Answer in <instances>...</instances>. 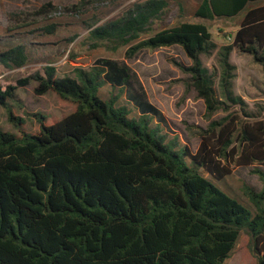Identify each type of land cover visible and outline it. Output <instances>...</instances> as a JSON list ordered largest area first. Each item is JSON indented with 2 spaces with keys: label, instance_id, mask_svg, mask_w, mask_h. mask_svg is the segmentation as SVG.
Returning a JSON list of instances; mask_svg holds the SVG:
<instances>
[{
  "label": "trees",
  "instance_id": "trees-1",
  "mask_svg": "<svg viewBox=\"0 0 264 264\" xmlns=\"http://www.w3.org/2000/svg\"><path fill=\"white\" fill-rule=\"evenodd\" d=\"M261 2L201 0L195 10L194 17L205 21L243 13L231 42L218 51L217 89L216 76L200 59L216 48L205 25L153 30L166 0H144L116 20L86 24L92 48L127 47L129 58L143 49L184 51L191 64L174 63L187 76L186 87L203 101L209 119L226 113L200 129L194 152L168 139L161 112L124 62L100 58L63 77L47 67L0 87V106L18 131L0 128V264H224L241 232L264 260V117L245 112L234 93L236 67L230 61L232 52L248 58L264 79V3L249 7ZM86 4L63 11L80 14ZM57 10L48 2L31 13H12L9 32L33 27ZM59 27L48 24L33 33L54 35ZM26 48L0 52V65L22 68ZM32 82L37 96L53 92L75 105L52 125L34 114L40 125L35 134L23 132V120L8 106L16 90ZM106 85L117 94L104 101L98 93ZM124 91L137 117L116 106ZM233 107L239 113L229 112ZM251 166L262 188L243 184L241 192L254 212L202 173L222 180L233 167Z\"/></svg>",
  "mask_w": 264,
  "mask_h": 264
},
{
  "label": "rangeland",
  "instance_id": "rangeland-1",
  "mask_svg": "<svg viewBox=\"0 0 264 264\" xmlns=\"http://www.w3.org/2000/svg\"><path fill=\"white\" fill-rule=\"evenodd\" d=\"M81 1H86L87 4L83 6L80 14L63 11L64 8L79 4ZM142 1L144 0H0V52L23 44L27 47L28 55V61L22 68L10 70L0 65V87L5 89L8 85L15 86L16 80L36 72L43 74L44 68L47 67L55 69L56 77H63L69 75L74 67L88 69L100 58L124 62L134 73L148 101L161 112L164 118L161 125L168 139L177 138L179 146L185 145L194 152L199 144L200 129L205 128L210 120L221 118L226 113L218 111L209 119L203 101L196 97L192 89L186 87L184 80L187 76L174 63L184 66L191 64L184 51L179 46L143 49L129 58L125 55L127 47L111 52L102 47L92 48V43L88 40L89 30L86 24H90L95 19L98 20L97 25L116 20L133 4ZM166 1L168 7L152 27L153 30L171 28L183 22L205 25L216 48L209 55H201L200 59L202 66L216 76L214 86L217 89V77L220 72L218 51L231 42L243 13L233 18L205 21L194 17L201 0ZM48 2L58 8L48 19L24 30L9 32L10 14L31 13ZM48 24H59L57 33L49 36L33 33L36 28ZM230 61L236 67L234 93L243 100L245 112L252 113L257 118L264 117V91L261 89L264 88V79L259 68L248 58L236 56L234 52L230 55ZM35 87L36 83L32 82L27 87L18 88L15 98L8 101L13 115L23 120V132L30 134L37 133L40 128L34 114H41L45 117V124L52 125L75 109L74 104L61 100L53 92L37 96L34 93ZM115 94L117 90L114 91L106 85L99 90L98 96L107 101ZM121 105L131 110L130 117L138 116L137 110H133V105L127 100L125 91L116 102V106ZM229 112L239 113L238 107L231 108ZM8 117L6 109L0 106V128L4 132L18 133L8 121ZM253 168L254 166L233 167L232 173L222 180H216L202 173L213 185L254 212L252 205L241 192L243 184H248L257 190L262 188L258 177L251 173ZM260 168L264 171V167ZM260 262L264 263V260H260V256L251 250L247 236L241 232L224 264H259Z\"/></svg>",
  "mask_w": 264,
  "mask_h": 264
},
{
  "label": "crops",
  "instance_id": "crops-1",
  "mask_svg": "<svg viewBox=\"0 0 264 264\" xmlns=\"http://www.w3.org/2000/svg\"><path fill=\"white\" fill-rule=\"evenodd\" d=\"M261 3H264V2H261ZM253 5L256 6L255 4H253ZM257 5H259V4H257ZM254 6L251 5V6H249V7H254ZM241 20H242V19H241Z\"/></svg>",
  "mask_w": 264,
  "mask_h": 264
},
{
  "label": "water",
  "instance_id": "water-1",
  "mask_svg": "<svg viewBox=\"0 0 264 264\" xmlns=\"http://www.w3.org/2000/svg\"><path fill=\"white\" fill-rule=\"evenodd\" d=\"M259 264H264V263L260 262Z\"/></svg>",
  "mask_w": 264,
  "mask_h": 264
}]
</instances>
